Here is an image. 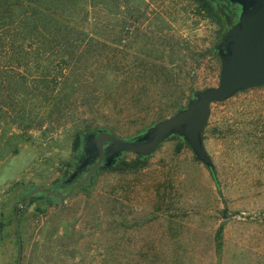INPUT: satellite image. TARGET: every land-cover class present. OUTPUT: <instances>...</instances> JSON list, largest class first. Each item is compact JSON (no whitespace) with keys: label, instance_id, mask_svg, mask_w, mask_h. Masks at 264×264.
Returning <instances> with one entry per match:
<instances>
[{"label":"rangeland","instance_id":"374dc122","mask_svg":"<svg viewBox=\"0 0 264 264\" xmlns=\"http://www.w3.org/2000/svg\"><path fill=\"white\" fill-rule=\"evenodd\" d=\"M88 7L89 28L118 45L115 56L106 47L74 59L71 80L81 86L71 123L0 124V264H18L17 220L21 264H264V86L213 105L205 143L220 190L192 149L170 138L137 168L103 170L66 201L36 193L15 211L38 187L67 192L58 187L77 166V131L131 137L185 106L192 91L219 84L211 49L220 26L191 1ZM109 73L118 78L106 80Z\"/></svg>","mask_w":264,"mask_h":264},{"label":"trees","instance_id":"16d2710c","mask_svg":"<svg viewBox=\"0 0 264 264\" xmlns=\"http://www.w3.org/2000/svg\"><path fill=\"white\" fill-rule=\"evenodd\" d=\"M189 1L195 4L197 15L220 26V40L228 29L229 18L235 17L234 8L238 5L227 0ZM78 2L82 6H78ZM89 2L90 0H0V124L13 123L38 130L50 121H60V126L71 123L73 108L70 99L81 86V83L71 80L74 59L79 62L85 56H102L106 47L115 56L114 47L118 45L117 42L106 44L97 28L93 31L89 28ZM239 13L240 11L236 20ZM211 53L220 61L215 46ZM105 77L114 82L118 75L109 73ZM219 104L223 105L225 102ZM176 107L183 106L178 104ZM101 128L115 132L108 127ZM98 129L100 128L77 131L74 140V148L80 150L77 157L84 152L86 135ZM206 131L205 139L209 138ZM173 138L179 140L180 147L187 146L182 137L175 135L171 137ZM125 155L112 168H137L149 159L136 155V159L129 162L124 158ZM212 176L220 190L218 174ZM65 179L58 188H61ZM88 187L89 184L86 189ZM43 194L57 199L47 193ZM33 200L34 196L29 202ZM21 208L22 203L19 202L15 211H20Z\"/></svg>","mask_w":264,"mask_h":264},{"label":"water","instance_id":"95a60500","mask_svg":"<svg viewBox=\"0 0 264 264\" xmlns=\"http://www.w3.org/2000/svg\"><path fill=\"white\" fill-rule=\"evenodd\" d=\"M227 1L239 5L241 11L237 22L215 44L221 61L218 85L195 90L185 106L178 108L174 114L157 120L142 133L123 137L107 128L88 133L84 144L87 158L61 184L62 189L70 185L67 192L38 187L21 203H26L39 192L66 201L76 191L85 190L88 181L92 186L99 174L111 169L124 154L132 153L148 159L175 135L182 137L192 149L196 160L204 164L211 174L216 175L217 167L204 138L213 105L226 102L238 93L264 86V0ZM89 163H93L91 170L76 181ZM16 231L19 242L18 264H21L23 239L18 220Z\"/></svg>","mask_w":264,"mask_h":264},{"label":"flooded vegetation","instance_id":"af4514ba","mask_svg":"<svg viewBox=\"0 0 264 264\" xmlns=\"http://www.w3.org/2000/svg\"><path fill=\"white\" fill-rule=\"evenodd\" d=\"M235 10V13H236V15H238V12L239 11H241V7L238 5L236 8H234ZM236 15H235V17H230L229 18V23H228V28L230 27V26H232L234 23H236L237 22V20H236ZM87 158V154L85 153V152H83L80 156H78L77 157V166L78 165H80V164H82L83 163V161L85 160ZM76 166V167H77ZM92 166H93V163H89L87 166H85L83 169H82V171L80 172V174H79V177H78V179H76V181H78V180H80V179H82L90 170H91V168H92ZM89 182L90 181H88L87 182V185L89 184ZM66 187H70V185L69 186H66ZM65 187V188H66Z\"/></svg>","mask_w":264,"mask_h":264}]
</instances>
